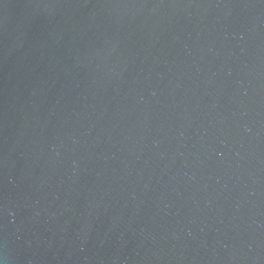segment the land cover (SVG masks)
Here are the masks:
<instances>
[{"label":"water","instance_id":"water-1","mask_svg":"<svg viewBox=\"0 0 264 264\" xmlns=\"http://www.w3.org/2000/svg\"><path fill=\"white\" fill-rule=\"evenodd\" d=\"M0 264H264V0H0Z\"/></svg>","mask_w":264,"mask_h":264}]
</instances>
